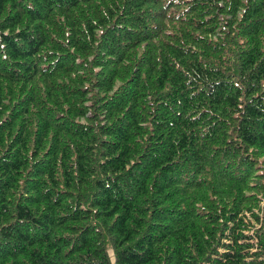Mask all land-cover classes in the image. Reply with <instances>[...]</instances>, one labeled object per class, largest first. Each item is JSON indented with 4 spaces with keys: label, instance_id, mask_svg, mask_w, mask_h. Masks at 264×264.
Masks as SVG:
<instances>
[{
    "label": "trees",
    "instance_id": "16d2710c",
    "mask_svg": "<svg viewBox=\"0 0 264 264\" xmlns=\"http://www.w3.org/2000/svg\"><path fill=\"white\" fill-rule=\"evenodd\" d=\"M0 264H264V0H0Z\"/></svg>",
    "mask_w": 264,
    "mask_h": 264
}]
</instances>
